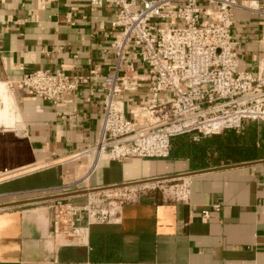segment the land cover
I'll return each instance as SVG.
<instances>
[{
	"label": "crops",
	"instance_id": "obj_1",
	"mask_svg": "<svg viewBox=\"0 0 264 264\" xmlns=\"http://www.w3.org/2000/svg\"><path fill=\"white\" fill-rule=\"evenodd\" d=\"M238 1L231 32L238 70L255 76L264 71V0ZM113 18L111 6L96 8L89 0H0V264H264V158L216 163L231 131L198 142L174 138L171 148L179 144L184 151L170 150L165 160L101 161L81 182L87 160L77 155L101 133L99 83L116 68L109 48L118 39ZM129 62L140 65L134 55ZM59 69L99 76L57 105L19 87L25 75ZM145 89L118 97L137 129L152 121L141 113ZM168 101L160 96V103ZM256 125L232 133L247 140L251 128L260 149L264 136ZM188 142L210 147L209 166L199 164ZM161 181L184 183L186 196L166 200L158 189L142 191L111 223L90 227L84 245L52 235L51 201L43 199ZM68 200L81 203L84 195ZM203 210L210 213L206 221Z\"/></svg>",
	"mask_w": 264,
	"mask_h": 264
},
{
	"label": "built area",
	"instance_id": "obj_2",
	"mask_svg": "<svg viewBox=\"0 0 264 264\" xmlns=\"http://www.w3.org/2000/svg\"><path fill=\"white\" fill-rule=\"evenodd\" d=\"M89 3L113 8L110 26L118 39L109 46L116 68L99 83L104 92L99 141L77 155L87 160L82 183L101 161L165 160L175 137L190 136L198 142L226 131L239 132L248 121L264 122V71L254 76L238 70L237 43L231 33L238 0ZM131 55L140 65L129 62ZM98 76L95 70L86 77H72L62 69L37 70L23 76L19 87L57 105ZM143 85L146 105L141 113L152 121L137 129L118 97L135 94ZM162 95H168L169 101L160 103ZM160 184L163 182L100 190L84 195L81 203L51 201L52 235L67 245H84L90 227L111 223L122 204L142 191L158 189L166 200L183 199L187 194L184 183L168 189ZM209 217L208 210L201 211L202 221Z\"/></svg>",
	"mask_w": 264,
	"mask_h": 264
},
{
	"label": "trees",
	"instance_id": "obj_3",
	"mask_svg": "<svg viewBox=\"0 0 264 264\" xmlns=\"http://www.w3.org/2000/svg\"><path fill=\"white\" fill-rule=\"evenodd\" d=\"M247 134H248L247 140H244L243 138L234 135L232 131L230 133H227L226 136L227 139H225L226 141H223V144H221L222 145L221 147H223L225 153L223 152L222 154H220L215 162L218 163V161L220 160H225L227 163L234 164V163L255 161L264 158V145H262L260 149L256 148L255 137L253 138V134L255 135V133L251 132V128L248 129ZM175 138H176L175 140H179L178 137ZM186 145L188 147H192V153L195 155V158L199 161V164L201 166L205 165L207 167L210 165L209 161L204 162L210 148L209 146L192 144L191 142H188ZM171 151L175 153H179L181 151H184V147L179 144L177 145L174 144L173 148H171ZM182 153L183 152H181V154ZM148 191L153 192L155 190H147L145 192Z\"/></svg>",
	"mask_w": 264,
	"mask_h": 264
},
{
	"label": "water",
	"instance_id": "obj_4",
	"mask_svg": "<svg viewBox=\"0 0 264 264\" xmlns=\"http://www.w3.org/2000/svg\"><path fill=\"white\" fill-rule=\"evenodd\" d=\"M133 186H136V185H133ZM125 187H128V185L125 186ZM116 188H121V187L96 189V190H90V191H80V192L70 193V194H66V195H58V196H54V197H49V198H46V199H43V200L44 201H55V200H60V199H68V198H71V197L86 195L88 193H93V192H97V191H100V190L116 189Z\"/></svg>",
	"mask_w": 264,
	"mask_h": 264
},
{
	"label": "rangeland",
	"instance_id": "obj_5",
	"mask_svg": "<svg viewBox=\"0 0 264 264\" xmlns=\"http://www.w3.org/2000/svg\"><path fill=\"white\" fill-rule=\"evenodd\" d=\"M252 123H254V124H259V125H256L255 127H258V129L257 128H255L254 130L256 131V129L258 130V132H259V134L261 135V137L262 136H264V125H262L263 124V122H251V121H248V122H246L245 124L246 125H249V124H252ZM170 184H173V183H170ZM167 185H169L168 183H163V184H160V186H163L164 188H169L170 186H167ZM149 187H151V186H149ZM45 197H47V196H45Z\"/></svg>",
	"mask_w": 264,
	"mask_h": 264
}]
</instances>
